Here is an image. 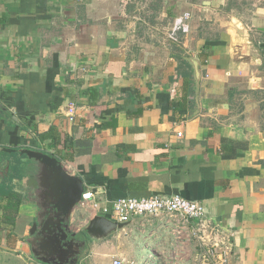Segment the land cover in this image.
<instances>
[{
  "label": "crops",
  "instance_id": "0c3cea01",
  "mask_svg": "<svg viewBox=\"0 0 264 264\" xmlns=\"http://www.w3.org/2000/svg\"><path fill=\"white\" fill-rule=\"evenodd\" d=\"M26 149L57 158L100 207L198 202L193 230L217 229L230 264H264V0H0V184L25 196L17 213L0 199V264H38ZM96 215L77 206L71 229ZM170 223L86 236L80 264H198L192 233Z\"/></svg>",
  "mask_w": 264,
  "mask_h": 264
},
{
  "label": "water",
  "instance_id": "95a60500",
  "mask_svg": "<svg viewBox=\"0 0 264 264\" xmlns=\"http://www.w3.org/2000/svg\"><path fill=\"white\" fill-rule=\"evenodd\" d=\"M22 153L29 163L37 164L35 178L27 185L36 191L35 219L27 242L38 264H80L84 256L78 254L79 247L85 246L86 236L99 240L128 225L96 215L84 228L85 234L74 232L71 218L84 193L83 181L68 174L55 157L27 149Z\"/></svg>",
  "mask_w": 264,
  "mask_h": 264
},
{
  "label": "built area",
  "instance_id": "2783aa9c",
  "mask_svg": "<svg viewBox=\"0 0 264 264\" xmlns=\"http://www.w3.org/2000/svg\"><path fill=\"white\" fill-rule=\"evenodd\" d=\"M189 19L188 14H184L179 19L174 28L169 32L168 37L176 39V33L186 32L184 22ZM77 109L73 104H69L66 109V117L73 122ZM181 132L177 136L181 137ZM93 193L84 192L78 204L80 209L92 208L97 215L103 216L113 222L120 224L131 223L135 219L145 220L150 217L167 216L172 220V224L177 232L187 229L194 237L197 245L198 264H230V249L225 237L218 234L219 231L209 225H200L198 230H193L191 224L199 222L204 216V208L198 202L185 200L179 196L159 197L148 196L143 198H120L100 207L94 202ZM113 264H123L115 260Z\"/></svg>",
  "mask_w": 264,
  "mask_h": 264
},
{
  "label": "trees",
  "instance_id": "16d2710c",
  "mask_svg": "<svg viewBox=\"0 0 264 264\" xmlns=\"http://www.w3.org/2000/svg\"><path fill=\"white\" fill-rule=\"evenodd\" d=\"M49 134H40L38 137L40 140H45L47 137H49ZM6 198L9 200L8 209H13L14 213H17L18 206L21 203V198L18 194L15 192L9 191L4 184H0V199Z\"/></svg>",
  "mask_w": 264,
  "mask_h": 264
},
{
  "label": "flooded vegetation",
  "instance_id": "af4514ba",
  "mask_svg": "<svg viewBox=\"0 0 264 264\" xmlns=\"http://www.w3.org/2000/svg\"><path fill=\"white\" fill-rule=\"evenodd\" d=\"M13 190H14V188H13ZM19 196H20L21 199H23V197L25 198V196H23L22 194H20ZM83 250H84V249H83ZM83 250H81V253H82ZM79 251H80V250H79Z\"/></svg>",
  "mask_w": 264,
  "mask_h": 264
},
{
  "label": "rangeland",
  "instance_id": "374dc122",
  "mask_svg": "<svg viewBox=\"0 0 264 264\" xmlns=\"http://www.w3.org/2000/svg\"><path fill=\"white\" fill-rule=\"evenodd\" d=\"M169 219V218H168ZM169 220H173V219H169ZM182 230H185V231H187L186 229H182Z\"/></svg>",
  "mask_w": 264,
  "mask_h": 264
}]
</instances>
